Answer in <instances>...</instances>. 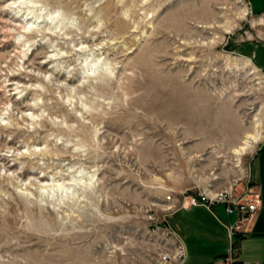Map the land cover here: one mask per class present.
I'll use <instances>...</instances> for the list:
<instances>
[{
    "label": "rangeland",
    "instance_id": "rangeland-1",
    "mask_svg": "<svg viewBox=\"0 0 264 264\" xmlns=\"http://www.w3.org/2000/svg\"><path fill=\"white\" fill-rule=\"evenodd\" d=\"M10 2L0 264H157L154 229L185 196L250 181L264 139V0H24L19 16ZM209 211L172 222H229ZM198 232L185 234L189 261L226 251Z\"/></svg>",
    "mask_w": 264,
    "mask_h": 264
},
{
    "label": "built area",
    "instance_id": "built-area-1",
    "mask_svg": "<svg viewBox=\"0 0 264 264\" xmlns=\"http://www.w3.org/2000/svg\"><path fill=\"white\" fill-rule=\"evenodd\" d=\"M251 187L247 181L239 192L229 186L214 192L206 191L185 196L182 206L201 205L211 209L217 204H222L226 214L237 216L235 221L227 224L225 253L216 257L210 264H237L239 233L236 224L252 217L260 202L259 194L253 191ZM154 235L160 240L157 264H190L183 239L175 232L167 219H164L161 225L154 229ZM252 264H264V262L254 261Z\"/></svg>",
    "mask_w": 264,
    "mask_h": 264
},
{
    "label": "crops",
    "instance_id": "crops-1",
    "mask_svg": "<svg viewBox=\"0 0 264 264\" xmlns=\"http://www.w3.org/2000/svg\"><path fill=\"white\" fill-rule=\"evenodd\" d=\"M257 15H260V19L264 20V5L263 7L257 8L255 11ZM250 185L251 189L259 194L260 202L258 209L254 212L252 217L249 219L240 221L236 224V229L239 233V239L237 241L238 246V256H237V264H252L254 261L264 262V139L260 143L259 147L254 152L251 160H250ZM201 206V205H195ZM194 206H182L179 209H190ZM204 207V206H203ZM222 215H226L224 211V207L222 204H217L214 206ZM207 209V208H205ZM211 209H207L209 211ZM175 212L171 215V223L172 227L176 233L180 235L183 239L186 246V235L187 233H195L198 231H194L193 228L189 227L186 222H182L180 225L178 223H173V216ZM211 212V211H209ZM229 222L235 221L237 216L234 215V219L231 220V216H227ZM228 222V223H229ZM225 221H216L215 226L213 225H202L199 226V230L202 232H198L204 238L209 240L211 243H215L218 241H223L226 243L227 236V224ZM219 225V228L217 227ZM187 247V246H186ZM187 249V248H186ZM225 253V250L220 251V253H214L208 259L201 261V263H197L196 261H189L191 264H210L216 257H219Z\"/></svg>",
    "mask_w": 264,
    "mask_h": 264
},
{
    "label": "clouds",
    "instance_id": "clouds-1",
    "mask_svg": "<svg viewBox=\"0 0 264 264\" xmlns=\"http://www.w3.org/2000/svg\"><path fill=\"white\" fill-rule=\"evenodd\" d=\"M24 6H26L25 3H24V0H14V2H10L7 5H5V7L8 8V9L16 10L15 11V15H17V16L20 15V11L18 9L21 8V7H24ZM37 7H38V5H37ZM32 14H33L32 12L28 13V15H32ZM55 15L57 17H59L60 13L58 12ZM34 27H35L34 24H29L27 27H25L24 31H29V30H31ZM45 79H47V77H45ZM37 87H40V85H37ZM33 119H37V117H33Z\"/></svg>",
    "mask_w": 264,
    "mask_h": 264
},
{
    "label": "trees",
    "instance_id": "trees-1",
    "mask_svg": "<svg viewBox=\"0 0 264 264\" xmlns=\"http://www.w3.org/2000/svg\"><path fill=\"white\" fill-rule=\"evenodd\" d=\"M257 64V63H256ZM258 65V64H257Z\"/></svg>",
    "mask_w": 264,
    "mask_h": 264
}]
</instances>
